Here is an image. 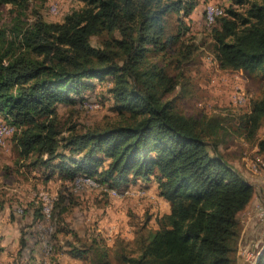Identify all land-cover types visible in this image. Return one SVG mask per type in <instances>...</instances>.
<instances>
[{"label": "trees", "instance_id": "16d2710c", "mask_svg": "<svg viewBox=\"0 0 264 264\" xmlns=\"http://www.w3.org/2000/svg\"><path fill=\"white\" fill-rule=\"evenodd\" d=\"M81 1L63 21L38 15L29 23L23 19L29 0H0L19 7L0 27V114L16 126L12 137L21 156H34L32 164L47 169L48 178L56 171L88 176L108 189L155 180L171 208L156 217L155 229L137 235V249L122 253L118 263L97 240L86 247L68 241L67 252L94 254L96 264H236L238 215L254 185L219 151L218 140L209 141L221 119L180 112L167 97L179 80L151 59L179 42L182 32L169 31L167 15L188 14L196 1ZM179 20L180 30L188 28ZM212 25L222 68L264 74V0H232ZM94 36L103 37L101 44ZM182 47L185 61L191 51ZM96 80L109 84L117 109L133 118L84 131L74 124L65 132L58 105L76 101L75 95L84 101ZM263 121L264 94L242 115V128L254 137ZM257 144L264 152V138ZM66 202L60 195L56 206L66 210ZM37 215L43 216L41 207ZM56 231L51 259L57 264L64 245L54 242ZM257 264H264V250Z\"/></svg>", "mask_w": 264, "mask_h": 264}, {"label": "rangeland", "instance_id": "374dc122", "mask_svg": "<svg viewBox=\"0 0 264 264\" xmlns=\"http://www.w3.org/2000/svg\"><path fill=\"white\" fill-rule=\"evenodd\" d=\"M195 1L196 7L190 13L170 12L167 15L169 31L182 32L179 42L151 59L165 65L167 71L179 80L167 97L174 100L180 112L199 120L221 119L218 134L208 139L211 143L218 140L219 151L254 185L249 207L238 215L240 238L235 260L236 264H254L264 247V217L257 213L264 198V152L259 151L257 144L260 138H264V121L257 135L249 137L242 128L241 117L250 111L253 100L264 94V74L222 68L216 59L213 23L206 21V7L217 5L224 14L232 0ZM82 5L81 0H29L23 19L31 23L40 15L48 21H63L67 14ZM18 10L19 7L13 3L1 5L0 27L9 25ZM179 17L185 20L188 27L185 30L178 28ZM92 41L96 45L101 44L103 37L94 36ZM182 45H186L184 50L191 51L185 61H180L183 54L179 47ZM84 94L87 95L84 101L75 95L76 101L58 105L59 119L65 132L74 124L79 131H84L89 127L127 122L133 118L130 112L117 109L106 82L96 80V86ZM6 123L7 119L0 114V126ZM15 137L8 135L4 143L0 142V200L6 201L10 214L15 217L16 207L21 212L30 205L33 209L40 208L44 193L54 199L51 219H46L43 214L38 222L43 233V258L39 264L43 263L45 254V260L56 264L51 259L56 230L54 242L64 245L56 256L59 258L57 264H96L94 254L75 256L67 252L70 249L68 241L86 247L95 240L106 245L111 259L118 263L122 253L137 249V235L155 229L156 217L166 212V202L154 184L141 187L135 183L108 189L88 176L72 179L59 171L48 178L47 169L32 164L34 156H21ZM60 195L67 197L66 210H59L56 206ZM43 237L50 238L49 251V244L44 243Z\"/></svg>", "mask_w": 264, "mask_h": 264}, {"label": "crops", "instance_id": "0c3cea01", "mask_svg": "<svg viewBox=\"0 0 264 264\" xmlns=\"http://www.w3.org/2000/svg\"><path fill=\"white\" fill-rule=\"evenodd\" d=\"M136 183L141 184V187L154 184L159 191L155 180H139ZM133 184L135 182L130 183V185ZM165 202L166 212H169L170 203L166 200ZM6 204L5 201L4 207L0 209V264H39L43 258V250L41 231L38 227V222L42 220V217L37 215L38 209H33L30 205L21 212L16 207V216L12 217L10 208ZM23 238L25 239L24 247L21 246Z\"/></svg>", "mask_w": 264, "mask_h": 264}, {"label": "bare ground", "instance_id": "6f19581e", "mask_svg": "<svg viewBox=\"0 0 264 264\" xmlns=\"http://www.w3.org/2000/svg\"><path fill=\"white\" fill-rule=\"evenodd\" d=\"M222 14H223V9L220 8L219 6L214 5V4L207 5L206 12H205V17H206L207 23H209V24L214 23L216 18ZM15 130H16L15 125H12L9 123L1 125L0 126V142L4 143L7 136L12 135ZM89 179H91V178H89ZM41 207H43L42 213L44 214L46 219L50 220L51 216H52L53 209H54V199H52V197H50L47 193H44L43 205ZM50 249H51V245L49 244L47 247V251H49ZM42 264H44V261ZM45 264H50L47 259L45 260Z\"/></svg>", "mask_w": 264, "mask_h": 264}, {"label": "built area", "instance_id": "2783aa9c", "mask_svg": "<svg viewBox=\"0 0 264 264\" xmlns=\"http://www.w3.org/2000/svg\"><path fill=\"white\" fill-rule=\"evenodd\" d=\"M258 215H261L262 218L264 217V198L262 199V203L259 205V209H258ZM41 236H43V233H41ZM43 241L45 244H50V238L49 237H43ZM245 253H247V251H244ZM249 254V253H248ZM45 258H46V254L44 255V264H45Z\"/></svg>", "mask_w": 264, "mask_h": 264}, {"label": "water", "instance_id": "95a60500", "mask_svg": "<svg viewBox=\"0 0 264 264\" xmlns=\"http://www.w3.org/2000/svg\"><path fill=\"white\" fill-rule=\"evenodd\" d=\"M263 250H264V247H263L262 251H260V253L257 255V258H256V260H255V263H254V264H257L258 260H259V259H260V257L262 256V252H263Z\"/></svg>", "mask_w": 264, "mask_h": 264}]
</instances>
